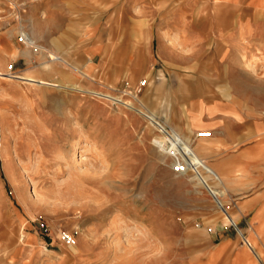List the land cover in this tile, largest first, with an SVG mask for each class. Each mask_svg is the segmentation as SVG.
Wrapping results in <instances>:
<instances>
[{
	"label": "rangeland",
	"instance_id": "1",
	"mask_svg": "<svg viewBox=\"0 0 264 264\" xmlns=\"http://www.w3.org/2000/svg\"><path fill=\"white\" fill-rule=\"evenodd\" d=\"M245 10L214 0H0V264H212L209 235L225 212L193 170L178 182L159 160L161 132L115 102L5 74L129 103L125 92H138L169 128L188 123L185 108L200 121L212 103L264 121V14ZM23 32L47 60L65 61L45 70L36 54L27 64L26 44L12 42Z\"/></svg>",
	"mask_w": 264,
	"mask_h": 264
},
{
	"label": "crops",
	"instance_id": "2",
	"mask_svg": "<svg viewBox=\"0 0 264 264\" xmlns=\"http://www.w3.org/2000/svg\"><path fill=\"white\" fill-rule=\"evenodd\" d=\"M214 1L230 9L264 14V0ZM239 24L238 28L242 27ZM236 29L234 24L227 27L229 32ZM222 41L229 48L221 55L222 62H227L232 39ZM241 61L246 60L242 57ZM219 69L222 71L219 78L224 79V72L231 68ZM209 107L202 119L195 122L188 116L189 108L184 107L188 123L180 126L187 134L191 129L195 133L213 132L210 150L203 158L204 174L214 188L225 192L224 204L235 218L233 225L220 220L214 226L209 235L207 257L212 264H264V121H241L229 103H212ZM204 193L199 192L200 196Z\"/></svg>",
	"mask_w": 264,
	"mask_h": 264
},
{
	"label": "bare ground",
	"instance_id": "3",
	"mask_svg": "<svg viewBox=\"0 0 264 264\" xmlns=\"http://www.w3.org/2000/svg\"><path fill=\"white\" fill-rule=\"evenodd\" d=\"M16 30L17 29L15 28L14 31H10L9 36L14 38L13 36H15L14 34ZM14 39H12V42L17 46V48H20V46L23 45V43L26 44L25 45L26 48L19 49V56H21L26 61L27 64L32 63V58L36 54H40L42 56L41 59L43 61H41V64L43 65V69L45 70L47 68L49 69L54 68V65L52 66V64H54L55 61H58V62L65 61L64 58L58 55L55 56L52 61L47 60L49 58V54L45 53L44 51H41L42 50L41 46H39L36 43V41L32 39L30 34L26 32H23L22 34V41H20L21 44H18L17 41H15ZM251 67H252L251 65H246L245 68H248L249 70V68ZM5 77L7 79L22 80L25 82V84H28L29 86H32V87L37 84L38 86L40 85V87H42L43 89H47L49 85L52 84L59 90L60 89L61 90H72L78 93L89 95L92 98H96V97L104 98L105 100H108L110 102H115L118 105L122 106L123 108L129 109L133 111L134 113L140 115L143 119H145L148 122L151 129L162 133V136H157L153 140V145H154V148H156L157 150L159 160L162 163L169 164V165L171 164L172 167L175 168L174 169L175 171L173 172V174L175 175L176 181H178L180 178H183L184 175H187V176L192 175L191 171L193 170L196 173V175L199 177L200 181L204 184L209 194L211 193L212 195H214V198L218 204V207L223 212H225V224L233 225L235 223V218L229 212H227L225 208V204L222 201V197L225 195V192L214 188L213 185L208 182L206 176L202 173V171L197 167L198 163L201 162V160H203L201 159L199 153H197L198 151L197 149H201L203 151H209L210 146H211L210 142H212L211 139L208 137H199V134L201 132L195 133L192 129L190 130L189 134H187L182 131L181 127L169 128V126L166 123L165 124L161 123L157 119V116L155 115L154 112L151 113L150 111L145 109L144 106H142L141 104L140 105L138 104L139 103V96H138L139 93L138 92L137 94V93L125 90L126 95L133 97L135 100L134 103H131V102L129 103L128 101H125L123 98H116L113 95L105 94L99 91L94 92L91 90H87L81 87L80 85L70 86V85L61 84V83H47L44 80H39L34 77H27V76H22L18 74H13V75L5 74ZM192 103L193 102H191L190 105ZM59 114H62V112H59ZM194 142L197 143L195 146H194ZM207 143L209 145H207ZM177 166L179 167L183 166L182 169L179 168V170L181 171H176ZM170 179L172 180V178ZM178 182H175V184ZM189 183L200 185L199 181H194V180L189 181ZM73 249L76 251L77 250L76 246H73Z\"/></svg>",
	"mask_w": 264,
	"mask_h": 264
},
{
	"label": "built area",
	"instance_id": "4",
	"mask_svg": "<svg viewBox=\"0 0 264 264\" xmlns=\"http://www.w3.org/2000/svg\"><path fill=\"white\" fill-rule=\"evenodd\" d=\"M144 84H146V82H143V85H144ZM209 136H211V132H201V133L199 134V137H209ZM179 168L182 169L183 166H182V167L177 166V167H176V171H181V170H179ZM62 240H63L64 243H66L67 245H70V246H72V245L75 244L74 236L71 235V234H69V233H64V234L62 235Z\"/></svg>",
	"mask_w": 264,
	"mask_h": 264
}]
</instances>
